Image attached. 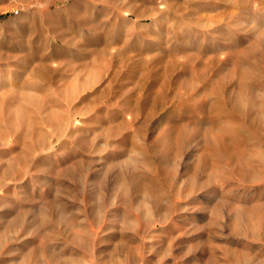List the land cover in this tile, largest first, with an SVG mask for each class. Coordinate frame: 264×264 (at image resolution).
Here are the masks:
<instances>
[{"label": "rangeland", "instance_id": "obj_1", "mask_svg": "<svg viewBox=\"0 0 264 264\" xmlns=\"http://www.w3.org/2000/svg\"><path fill=\"white\" fill-rule=\"evenodd\" d=\"M0 264H264V0H0Z\"/></svg>", "mask_w": 264, "mask_h": 264}]
</instances>
